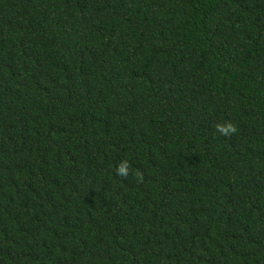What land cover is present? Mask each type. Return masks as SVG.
I'll return each instance as SVG.
<instances>
[{
    "label": "trees",
    "instance_id": "1",
    "mask_svg": "<svg viewBox=\"0 0 264 264\" xmlns=\"http://www.w3.org/2000/svg\"><path fill=\"white\" fill-rule=\"evenodd\" d=\"M0 264H264V0H0Z\"/></svg>",
    "mask_w": 264,
    "mask_h": 264
},
{
    "label": "clouds",
    "instance_id": "2",
    "mask_svg": "<svg viewBox=\"0 0 264 264\" xmlns=\"http://www.w3.org/2000/svg\"><path fill=\"white\" fill-rule=\"evenodd\" d=\"M215 127L217 132L226 137H230L237 132V127L232 122H228L226 124H217ZM130 167L131 166L127 160L121 161L116 166V175L122 178H127L131 174ZM136 175L140 181L143 180V176L141 174L137 173Z\"/></svg>",
    "mask_w": 264,
    "mask_h": 264
}]
</instances>
